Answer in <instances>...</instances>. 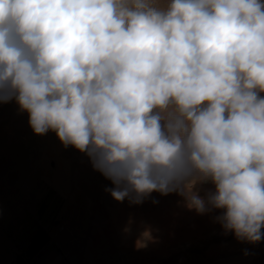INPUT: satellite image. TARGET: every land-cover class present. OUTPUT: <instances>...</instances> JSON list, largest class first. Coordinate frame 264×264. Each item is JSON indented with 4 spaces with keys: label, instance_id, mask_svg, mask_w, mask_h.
Here are the masks:
<instances>
[{
    "label": "clouds",
    "instance_id": "9594fccd",
    "mask_svg": "<svg viewBox=\"0 0 264 264\" xmlns=\"http://www.w3.org/2000/svg\"><path fill=\"white\" fill-rule=\"evenodd\" d=\"M261 0H0V102L54 131L116 201L176 192L264 233ZM215 191L204 196L197 184Z\"/></svg>",
    "mask_w": 264,
    "mask_h": 264
},
{
    "label": "rangeland",
    "instance_id": "374dc122",
    "mask_svg": "<svg viewBox=\"0 0 264 264\" xmlns=\"http://www.w3.org/2000/svg\"><path fill=\"white\" fill-rule=\"evenodd\" d=\"M62 173L78 186L98 188L88 264H264V237L253 244L225 232L216 219L223 210L200 214L176 192H153L142 203L116 201L111 181L86 153L65 147L54 131L34 134L15 98L0 102V219L12 205L17 212L25 183L53 184ZM196 189L204 196L215 186L208 181Z\"/></svg>",
    "mask_w": 264,
    "mask_h": 264
},
{
    "label": "crops",
    "instance_id": "0c3cea01",
    "mask_svg": "<svg viewBox=\"0 0 264 264\" xmlns=\"http://www.w3.org/2000/svg\"><path fill=\"white\" fill-rule=\"evenodd\" d=\"M53 184L32 179L15 198L0 222V264H88L97 190L66 179ZM41 183L42 185H39ZM46 183V182H45ZM21 200V201H19ZM11 205V204H10ZM30 207V208H29ZM12 213V214H11Z\"/></svg>",
    "mask_w": 264,
    "mask_h": 264
},
{
    "label": "water",
    "instance_id": "95a60500",
    "mask_svg": "<svg viewBox=\"0 0 264 264\" xmlns=\"http://www.w3.org/2000/svg\"><path fill=\"white\" fill-rule=\"evenodd\" d=\"M17 263L18 264H26L22 258L18 259Z\"/></svg>",
    "mask_w": 264,
    "mask_h": 264
}]
</instances>
